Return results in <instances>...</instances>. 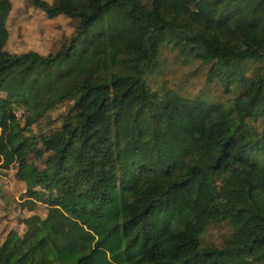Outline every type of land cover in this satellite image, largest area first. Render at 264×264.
Here are the masks:
<instances>
[{"label": "trees", "instance_id": "trees-1", "mask_svg": "<svg viewBox=\"0 0 264 264\" xmlns=\"http://www.w3.org/2000/svg\"><path fill=\"white\" fill-rule=\"evenodd\" d=\"M24 1L73 32L45 56L10 54L12 4L0 0V169L52 145L0 264H264V0H213L202 16L172 0ZM163 48L237 94L154 91ZM247 62L262 68L248 77ZM60 106L59 127L25 136ZM222 221L231 237L202 248Z\"/></svg>", "mask_w": 264, "mask_h": 264}, {"label": "rangeland", "instance_id": "rangeland-1", "mask_svg": "<svg viewBox=\"0 0 264 264\" xmlns=\"http://www.w3.org/2000/svg\"><path fill=\"white\" fill-rule=\"evenodd\" d=\"M12 9L7 19L9 38L5 51L10 54L37 52L43 56L59 49L64 38L73 32V23L65 16L48 20L43 12L30 7L24 0H9ZM148 6L150 0H140ZM176 8H185L188 11L202 16L216 11L217 6L213 0H172ZM261 64L247 62L245 70L251 76L262 68ZM206 68L197 63L182 61L171 48H163L159 58V69L148 79V84L154 91L170 89L183 98L204 100L211 103L228 104L237 92L226 96L218 84H208L205 80ZM65 107L55 109L50 119L41 122L38 126H31L26 135L36 136L39 132H48L60 126V115ZM23 111L18 108L16 116L23 126ZM261 125H264V121ZM52 156V145L38 143L23 169L13 167L8 171L0 169V243L7 234L15 231L23 233V225L19 222L32 216L24 205L25 191L34 185L35 171L44 168L46 161ZM30 188V187H29ZM40 191V190H39ZM38 192V191H37ZM29 200V199H27ZM34 213L44 218L46 209L37 205ZM232 235V229L226 221L209 226L201 237V247L221 248L223 243Z\"/></svg>", "mask_w": 264, "mask_h": 264}]
</instances>
